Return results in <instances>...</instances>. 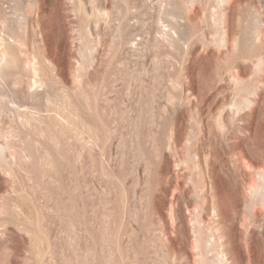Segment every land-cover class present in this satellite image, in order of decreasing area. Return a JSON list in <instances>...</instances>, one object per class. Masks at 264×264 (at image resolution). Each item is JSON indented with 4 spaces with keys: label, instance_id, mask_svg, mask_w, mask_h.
Listing matches in <instances>:
<instances>
[{
    "label": "rangeland",
    "instance_id": "rangeland-1",
    "mask_svg": "<svg viewBox=\"0 0 264 264\" xmlns=\"http://www.w3.org/2000/svg\"><path fill=\"white\" fill-rule=\"evenodd\" d=\"M244 216L264 264V0H0V264H213Z\"/></svg>",
    "mask_w": 264,
    "mask_h": 264
},
{
    "label": "bare ground",
    "instance_id": "bare-ground-1",
    "mask_svg": "<svg viewBox=\"0 0 264 264\" xmlns=\"http://www.w3.org/2000/svg\"><path fill=\"white\" fill-rule=\"evenodd\" d=\"M235 213L236 211H234L233 215ZM248 219V216H244V223L239 228L238 219H235V217L231 218L230 223H225V225L223 223L225 230L222 233L219 228L214 227L213 231L216 237L212 240L213 248L211 249L212 253L215 252L213 264H237L238 262L233 256L234 252L243 254L247 250L251 251L252 237L248 234ZM243 227L244 229H242ZM231 250H234V252L232 253Z\"/></svg>",
    "mask_w": 264,
    "mask_h": 264
}]
</instances>
